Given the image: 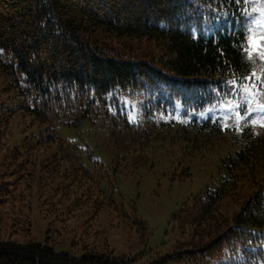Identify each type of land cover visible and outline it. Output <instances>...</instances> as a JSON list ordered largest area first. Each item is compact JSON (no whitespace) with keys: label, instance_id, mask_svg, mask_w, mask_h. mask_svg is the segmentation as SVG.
<instances>
[{"label":"trees","instance_id":"trees-1","mask_svg":"<svg viewBox=\"0 0 264 264\" xmlns=\"http://www.w3.org/2000/svg\"><path fill=\"white\" fill-rule=\"evenodd\" d=\"M249 7L248 0H0L1 92L6 96L0 102V126L24 112L46 126L37 141L46 145L59 138L61 125L76 126L84 119L101 125L112 146V166L97 159L92 168L80 164L81 149L71 142L53 162L77 164L65 174L86 198L75 206L101 200L127 220L125 204L116 200L122 163L154 168L161 141L210 149L228 142L236 148L221 157L216 186L193 196L169 221L180 238L191 234L196 240L186 247V239H179L180 246L159 261L188 256L193 264H264V134L250 124L238 129L218 118L185 120L264 73V59L249 53ZM123 37L146 38L158 50L135 53L119 41ZM124 95L142 97V121L129 119ZM178 108L182 119L172 117ZM245 183L252 188L240 208L225 216L221 201ZM9 190L2 182L1 202ZM135 221L146 228L145 221ZM124 262L113 250L85 246L73 255L35 240L0 238V264Z\"/></svg>","mask_w":264,"mask_h":264},{"label":"rangeland","instance_id":"rangeland-1","mask_svg":"<svg viewBox=\"0 0 264 264\" xmlns=\"http://www.w3.org/2000/svg\"><path fill=\"white\" fill-rule=\"evenodd\" d=\"M248 1L252 28L248 38L249 53L264 59V47H259L264 38V0ZM119 41L135 53L151 54L158 50L146 38L123 37ZM249 80L250 83L234 89L231 97L190 112L185 120L193 116L218 118L238 129L250 124L256 132L264 134V73L258 72ZM3 85L5 82L0 75V102L6 101L1 92ZM121 102L129 119L143 120L142 97L124 95ZM172 117L182 119L181 108ZM2 123L5 125L0 126V185L4 182L12 191L7 192L9 197L5 202L0 201V238L20 243L35 240L73 255H80L85 246L100 252L113 250L125 261L122 264H193L188 256L159 261L160 257L173 252L176 244L180 246L179 239H186V247H191L190 239H194L191 234L180 238L173 231L169 223L171 215L193 196L216 186L221 173V157L235 146L223 142L210 149L197 148L184 141H161L155 153L157 164L154 168L122 163L117 172L120 193L116 200L125 204L131 216L127 220L106 203L99 204L101 200L75 206L83 192L65 174L77 164L60 162L61 167H58L59 164L53 162L56 154L61 156L65 149L62 147L71 142L81 149L80 164L92 168L97 159L103 166H112L115 163L112 146L101 125L93 126L89 119L76 126L61 125L55 142L38 145L40 133L46 126L28 114L18 113ZM61 141L64 142L61 144ZM251 188L245 183L235 195L221 201L220 209L225 216L231 217L238 211ZM98 204L101 209L96 211ZM137 217L145 221L146 228L135 221Z\"/></svg>","mask_w":264,"mask_h":264},{"label":"snow or ice","instance_id":"snow-or-ice-1","mask_svg":"<svg viewBox=\"0 0 264 264\" xmlns=\"http://www.w3.org/2000/svg\"><path fill=\"white\" fill-rule=\"evenodd\" d=\"M261 43L259 44V47H264V38H261Z\"/></svg>","mask_w":264,"mask_h":264}]
</instances>
